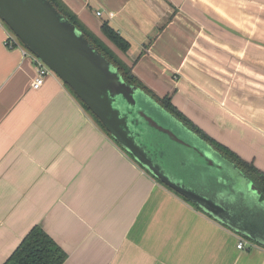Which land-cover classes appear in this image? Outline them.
<instances>
[{
  "label": "crops",
  "instance_id": "crops-1",
  "mask_svg": "<svg viewBox=\"0 0 264 264\" xmlns=\"http://www.w3.org/2000/svg\"><path fill=\"white\" fill-rule=\"evenodd\" d=\"M196 126L264 172V0H62ZM97 11L102 15L98 16ZM0 19V264L42 227L63 264H264V247L143 168Z\"/></svg>",
  "mask_w": 264,
  "mask_h": 264
},
{
  "label": "water",
  "instance_id": "water-1",
  "mask_svg": "<svg viewBox=\"0 0 264 264\" xmlns=\"http://www.w3.org/2000/svg\"><path fill=\"white\" fill-rule=\"evenodd\" d=\"M0 19L143 168L221 224L264 247V195L259 186L152 95L128 83L51 0H0ZM204 169L220 173L208 176Z\"/></svg>",
  "mask_w": 264,
  "mask_h": 264
},
{
  "label": "trees",
  "instance_id": "trees-1",
  "mask_svg": "<svg viewBox=\"0 0 264 264\" xmlns=\"http://www.w3.org/2000/svg\"><path fill=\"white\" fill-rule=\"evenodd\" d=\"M51 1L63 14H65L74 24H76V26L79 29H81L85 33L87 38L97 49L103 52L106 55V57L119 68L122 76L128 83L136 84L141 88H143L147 93L152 95L158 102H160L167 110H169L176 117L182 120L185 124H187L195 132L201 135L209 143H211L224 156L232 160L238 167H240L245 172V174L248 177H250L259 186V188L262 190V193L264 195V172L259 170L255 165H253V163H249L246 160L242 159L235 152H233L226 146L220 144L212 137H210L208 134H206L204 131H202L173 104L170 95L159 96L151 88H149L146 84H144L137 77V75H135L132 66L128 65L112 49V47L108 45L107 42H105L100 36H98L89 27H87L62 0H51ZM101 32L111 43H113L122 52L126 53L129 50L130 48L129 41L126 38H124L117 30H115L107 20L102 21ZM66 86L72 92V94L77 98L81 106L88 113H90V115L97 122V124L104 130V132L108 134L111 138H113L111 134L105 129V127L100 122V120L74 94L71 88L68 85ZM183 198L187 200L185 197ZM195 206L199 208L197 205ZM66 259H67V253L56 243V241L42 227L34 226L23 238L21 243L18 245V247L15 249V251L11 254V256L6 260L4 264H63Z\"/></svg>",
  "mask_w": 264,
  "mask_h": 264
},
{
  "label": "built area",
  "instance_id": "built-area-1",
  "mask_svg": "<svg viewBox=\"0 0 264 264\" xmlns=\"http://www.w3.org/2000/svg\"><path fill=\"white\" fill-rule=\"evenodd\" d=\"M97 15L101 16L102 12L97 11ZM6 41H7V45L10 48L22 45L21 42L19 41L18 37H16L14 34L9 35L7 37ZM24 52H25V54H28L32 58L33 64H34L35 69H36V76H35L34 80L32 81V87L35 89H38L44 83L45 77L53 71L49 68V66L41 58H39L38 56H36L35 54L30 52L26 48L24 49ZM246 243H248L249 245L253 244L250 241L247 242L245 239H240L237 246L240 249H244Z\"/></svg>",
  "mask_w": 264,
  "mask_h": 264
},
{
  "label": "rangeland",
  "instance_id": "rangeland-1",
  "mask_svg": "<svg viewBox=\"0 0 264 264\" xmlns=\"http://www.w3.org/2000/svg\"><path fill=\"white\" fill-rule=\"evenodd\" d=\"M12 34H14V33H12ZM14 35H15V34H14ZM15 36H16V35H15ZM16 37H17V36H16ZM105 40H106L105 42H109V41L107 40V38H105ZM153 113H154L155 115H157V117H159L162 121L165 120V119L163 120V119L161 118V115H160V113H158L157 110H153ZM164 122L167 123V124H168V123L170 124V121H168V122L164 121ZM202 145H203V144H202ZM226 170L228 171V169L225 168V171H226ZM204 171L208 173V176H209V175L211 176V175H213V174H215V173L219 175V173H220V172L218 173V171H215V170H212V169H204ZM221 173H222V172H221ZM244 238H245V237H244ZM245 240H246L247 242L250 241V240H248L247 238H245Z\"/></svg>",
  "mask_w": 264,
  "mask_h": 264
}]
</instances>
